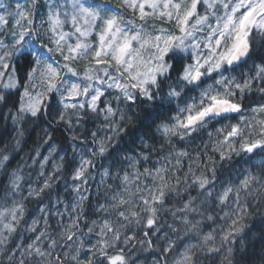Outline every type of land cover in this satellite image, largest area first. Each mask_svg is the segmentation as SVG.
I'll return each instance as SVG.
<instances>
[{
    "label": "snow or ice",
    "instance_id": "6c2138e0",
    "mask_svg": "<svg viewBox=\"0 0 264 264\" xmlns=\"http://www.w3.org/2000/svg\"><path fill=\"white\" fill-rule=\"evenodd\" d=\"M254 92L264 0H0V137L19 148L48 117L72 142L51 171L54 147L31 158L36 181L0 151V264H241L264 240V103L242 114ZM85 120L98 122L87 136ZM234 157L248 166L222 177Z\"/></svg>",
    "mask_w": 264,
    "mask_h": 264
},
{
    "label": "trees",
    "instance_id": "16d2710c",
    "mask_svg": "<svg viewBox=\"0 0 264 264\" xmlns=\"http://www.w3.org/2000/svg\"><path fill=\"white\" fill-rule=\"evenodd\" d=\"M25 71H26V69L21 68L19 73H18L21 81H23V79H24ZM21 91H22V88H21ZM17 96H18V94H17ZM243 103H244V108L248 109L250 106H253V105L256 106L257 104L264 103V97H261V95L259 93L254 92V93L248 94ZM238 120H239L238 116L233 114L230 122L236 123ZM2 123L3 122L0 121V126H2ZM227 123H229V120H221V121H219V123L213 122L212 124L209 125V128L207 130H205L201 135H199L197 137L195 144H200L201 140H203L204 142H207L209 140V137L207 134L208 131L214 132L215 128L220 127L222 124H227ZM97 126H98L97 121L85 120V122L81 128L82 135L87 136V134L90 133L91 131L95 130V128ZM24 129H25V134H24V137L22 139V142H21L19 148L16 150H12L13 152L10 156V163L8 164L7 172H10L12 169L19 166L20 162L22 160H24L25 157H26L25 161L27 162L28 165H30L29 164L30 161L28 160V158H30L33 155V153L36 151V149L47 138L44 135L45 129H47L52 134L55 142L59 143L58 144V146L60 147L59 149L61 151H63L64 153H65V151H67L69 153V155H71V145H70L71 141L68 138L70 133L63 126H60L58 128L50 126V122H49L48 117H42V118L36 120L35 122L29 120L24 125ZM10 130H11V128L9 127V131ZM152 133L155 134V137L152 138V135L149 134L148 143L154 144L156 146L157 150H159L160 136L158 133H155L154 125L152 126ZM138 134L139 133H137V135ZM13 143H14V141L11 140L10 136H8L7 134L3 135L2 137H0V151H3L5 149V147H7V149L10 150L9 148L13 145ZM129 147H134L136 149V151H139V142H137L136 145H129ZM181 147H183V145H181ZM201 147H203L202 144H201ZM193 155H195L194 151H193ZM152 159L153 160L158 159V155L156 153H153ZM259 159H260V157H256V160H259ZM237 161H239V162H237ZM99 163L100 162L98 161L97 162L98 167H99ZM188 164H189V161L187 159H185L183 161V170L184 171L187 170ZM247 166L248 165H246L241 158L234 157L233 161H231L229 164L224 165V170L222 171L221 175H222V177L227 178V176L233 171V169L235 171H239L240 169L245 168ZM30 167H31L30 170H34L33 164ZM94 175H95V180L90 181L91 187H90V191L88 193V195H91L93 198L90 201L86 202V204L88 205V207L86 208V211H87L90 218H95V216H92V206L95 205V203H96L95 185L99 182L97 175L95 173H94ZM30 179H31V181H33L32 178H30ZM62 181L63 180H61L59 182V184ZM6 183H7L6 170L0 168V189H2ZM26 187H27V184H25V188ZM59 190L63 192V190L61 189V184H60ZM28 207H29V211L32 212L36 208V204L34 202H30ZM260 213H261V215H264V208L260 209ZM260 218H261L260 215L256 216L257 222H259ZM253 231L256 232L257 229L254 228ZM30 235L31 234L28 235V234L24 233L25 242H27L26 238L29 237ZM262 247H264V240L257 239L255 241L254 245L249 246L247 252H245L242 257L238 256L237 259L241 261V264H260L259 256H260ZM206 264H207V262H206ZM217 264H218V258H217Z\"/></svg>",
    "mask_w": 264,
    "mask_h": 264
},
{
    "label": "rangeland",
    "instance_id": "374dc122",
    "mask_svg": "<svg viewBox=\"0 0 264 264\" xmlns=\"http://www.w3.org/2000/svg\"><path fill=\"white\" fill-rule=\"evenodd\" d=\"M113 3L115 4L116 3V0H113ZM37 22H39V21H37ZM23 90V89H22ZM250 107H254V105L253 106H250ZM249 107V108H250ZM248 108V109H249ZM248 109H245V112L244 113H242L243 115H250L251 113L248 111ZM238 119H239V116H238ZM83 126V125H82ZM82 126H80V127H78L77 129H75V131L78 133V134H80V135H82V132H81V128H82ZM47 139V138H46ZM45 139V140H46ZM72 143V142H71ZM71 143H70V145H71ZM58 144L59 143H57V142H55V140L54 139H52V141L50 142V143H45V142H42V144L38 147V149H39V152L41 153V155L40 156H36V151L33 153V155L30 157V158H28V160L30 161V165H28L27 164V162L25 161V158H24V160H22L21 162H20V167L23 169V173H24V175H25V177L28 179L29 177L30 178H32L33 179V181H36L37 180V173L39 172V169H40V166H39V163H33V160L31 159L32 157H36V159L37 160H42L43 159V156H47V155H49V149L51 148V147H54L55 149H56V152H54L53 154H52V156L50 157V160H49V162L46 164V169L48 170V171H51L52 170V166H53V163H59V157L60 156H62V155H64L65 153L63 152V151H61L59 148V146H58ZM10 150H8V153L7 154H9V156H11V154H12V150H16V149H18L16 146H15V143H13V145L9 148ZM37 150V149H36ZM79 160V156H77V161ZM157 160V159H156ZM156 160L154 159H152V162L154 163V162H156ZM34 165V170H30V166L31 165ZM97 178H98V180H99V176L97 175ZM70 182V181H69ZM61 189L62 190H64V181H62L61 183ZM62 192V191H61ZM86 195H88V193H86ZM71 197H69V199H70ZM31 213H33V214H37L36 213V208L31 212ZM96 218V217H95ZM29 222H30V220H31V216H29ZM53 223H55V222H53ZM209 229H207V228H205V231H208ZM25 234H28L29 235V233H26L25 232ZM26 236V235H25ZM23 238H24V236H23ZM21 239H22V237H20L19 235L15 238V242H20L21 241Z\"/></svg>",
    "mask_w": 264,
    "mask_h": 264
}]
</instances>
